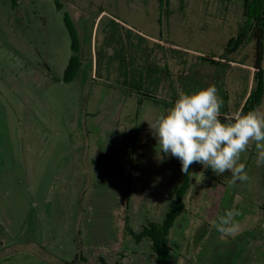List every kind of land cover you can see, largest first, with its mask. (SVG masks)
Here are the masks:
<instances>
[{
    "label": "rangeland",
    "instance_id": "obj_1",
    "mask_svg": "<svg viewBox=\"0 0 264 264\" xmlns=\"http://www.w3.org/2000/svg\"><path fill=\"white\" fill-rule=\"evenodd\" d=\"M167 4L0 0V264H157L142 232L165 221L184 189L167 236L173 264H264V164L255 144L240 156L250 179L232 183L231 173L199 163L182 173L149 126L180 93L209 85L222 114H242L256 85L253 43L228 56L229 66L204 59L222 55L238 33L242 2ZM66 12L83 57L68 83ZM142 69L151 72L140 87L156 99L130 92ZM256 108L264 110V98ZM230 209L241 213L235 237L213 226Z\"/></svg>",
    "mask_w": 264,
    "mask_h": 264
},
{
    "label": "clouds",
    "instance_id": "obj_2",
    "mask_svg": "<svg viewBox=\"0 0 264 264\" xmlns=\"http://www.w3.org/2000/svg\"><path fill=\"white\" fill-rule=\"evenodd\" d=\"M224 105L215 85L198 91L180 93L173 107L158 116L150 126L156 148L165 156L180 161L181 172L188 174L194 163L210 168L216 175L231 173L232 183L250 179L240 156L250 144L257 150V166L264 164V110L256 108L229 118L222 114ZM236 209L218 215L214 227L223 235L235 237L240 225Z\"/></svg>",
    "mask_w": 264,
    "mask_h": 264
},
{
    "label": "trees",
    "instance_id": "obj_3",
    "mask_svg": "<svg viewBox=\"0 0 264 264\" xmlns=\"http://www.w3.org/2000/svg\"><path fill=\"white\" fill-rule=\"evenodd\" d=\"M13 1L14 3L17 2V0ZM159 1L161 4V10L169 7L167 4L169 0ZM221 1H224V3H231L233 0ZM240 1L242 2V10L245 17V20L243 19V22L241 24L242 27L239 28V31L235 36H232L228 40L225 51L222 55H215L212 57L204 56V59L213 60L214 65L223 64L225 66H229L232 65V61L228 59V56L237 53L242 45H244L246 42L253 43L254 53L252 56V70L254 79L256 80V85L253 86L252 90L250 91V96L245 102L244 109L242 110V114H246L248 111L255 109V107L260 104L262 98H264V0ZM67 13L68 12H66L64 15V22L71 39L72 54L64 70L63 81L68 83L72 82L81 71V67L83 65V57L80 48V38L78 37L77 30L75 29V26L73 25L72 21L70 20V16ZM117 21L119 23L121 22L119 19ZM151 67L152 66H150L149 69H151ZM149 69H147V71L145 72L143 71V69L138 70L137 81H133V83H135L134 86L129 85L130 92L136 91L138 96L147 99H156L157 96L149 91V87H140V83L142 84L143 81L146 84L145 77L142 78L141 76H145L146 72L150 76L151 71ZM128 81V79L125 80L124 86L126 88H128ZM140 103L141 100L139 101V104ZM185 193L186 189H184L183 191L179 190V193L177 195V203L174 207L171 208V210L168 211L163 223L150 222L142 232L143 236L148 237L150 240L151 249L157 257V264H173L171 248H169L167 244V236L174 220L179 216L181 210L184 207L182 203V196L185 195Z\"/></svg>",
    "mask_w": 264,
    "mask_h": 264
}]
</instances>
